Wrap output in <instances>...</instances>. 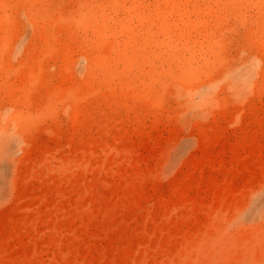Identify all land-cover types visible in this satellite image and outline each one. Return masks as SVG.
Listing matches in <instances>:
<instances>
[{"label": "rangeland", "instance_id": "rangeland-1", "mask_svg": "<svg viewBox=\"0 0 264 264\" xmlns=\"http://www.w3.org/2000/svg\"><path fill=\"white\" fill-rule=\"evenodd\" d=\"M0 264H264V0H0Z\"/></svg>", "mask_w": 264, "mask_h": 264}, {"label": "bare ground", "instance_id": "bare-ground-1", "mask_svg": "<svg viewBox=\"0 0 264 264\" xmlns=\"http://www.w3.org/2000/svg\"><path fill=\"white\" fill-rule=\"evenodd\" d=\"M5 201V178L2 165L0 162V204Z\"/></svg>", "mask_w": 264, "mask_h": 264}]
</instances>
